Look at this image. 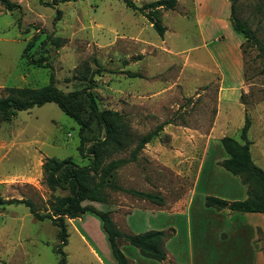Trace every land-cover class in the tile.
<instances>
[{"label": "rangeland", "instance_id": "1", "mask_svg": "<svg viewBox=\"0 0 264 264\" xmlns=\"http://www.w3.org/2000/svg\"><path fill=\"white\" fill-rule=\"evenodd\" d=\"M13 1L21 8L10 10L0 2V96L10 86L45 85L51 75L64 92L92 90L101 109L124 115L131 133L132 144L106 161L129 158L143 135L165 123L115 177L123 187L160 194L164 204L112 188L107 202L84 203L111 210L123 232L173 226L166 248L179 264H242L243 257L232 250L240 242L233 240L227 248L218 234L232 229L230 222L244 219L246 212L229 210L230 216L204 203L207 195L229 201L248 197L249 186L221 165L228 155L220 143L225 135L240 139L246 112L252 120L249 138L256 143L251 144L252 156L264 169V0H235L236 16L253 31L249 39L233 28V0L229 8L223 0H207L204 7L196 0H178L175 8L158 15L146 9L166 27L163 36L147 14L123 0ZM134 1L141 6L153 0ZM223 9L229 11L234 36L241 38V69L231 51L232 38L218 22ZM47 34L64 38V44L43 43ZM27 54L46 60L38 65ZM79 130L55 102L19 110L10 119L0 116V264H58L57 226L49 218H37L24 202L8 201L30 200L47 213L53 196L68 191L49 188L44 160L70 156L79 165L89 164L93 155L88 149L104 137L93 122L85 134L84 156ZM189 204H202L204 211H180ZM66 220V264H117L95 215L86 212ZM254 242L264 264V229L258 227ZM121 243L131 264H160L124 239Z\"/></svg>", "mask_w": 264, "mask_h": 264}, {"label": "trees", "instance_id": "2", "mask_svg": "<svg viewBox=\"0 0 264 264\" xmlns=\"http://www.w3.org/2000/svg\"><path fill=\"white\" fill-rule=\"evenodd\" d=\"M123 1L127 6L147 14L154 22L160 36L164 35L166 27L161 24L158 18L149 15L145 10L149 9L154 15H158L161 9L175 8L178 2V0H153L140 6L134 0ZM0 2L10 10L21 8L20 3L13 0H0ZM59 13L58 10L56 18ZM231 22L234 30L245 38H254L252 29L245 21L236 16L235 0L231 4ZM47 41L62 45L65 39L47 34L43 43ZM29 46H26L25 51ZM26 56L31 62L38 65L43 64L46 60L45 56H41L39 59H33L28 54ZM47 102H55L61 110L80 125L79 151L82 155L87 154L85 152L87 141L85 134L87 130L91 129L93 122L104 131V137L96 138V141L88 149L87 152L93 155L89 164L79 165L70 156L65 158L50 156L44 160L42 170L49 188L52 190L62 188L68 191L64 195L53 196L47 213H40L30 200L12 199L8 202H24L37 218H49L57 226L60 243L56 246L55 251L60 254L58 264H66L67 256L63 250L68 242L66 219L80 217L86 212L95 215L100 220L101 229L106 235L117 264H131L129 257L121 248L122 239L136 247L145 258L164 261L167 258L165 243L172 236V232L159 229H150L140 233L123 232L113 219L111 210H101L92 204L84 203V201L107 202V189L112 188L164 204V198L160 194L123 187L115 181V177L117 169L129 161L135 160L138 151L142 150L153 137L160 133L165 123L159 124L155 129L143 135L129 158H111L106 161L114 153L127 149L132 144L128 122L124 115L117 110L101 109L92 90L64 92L56 85L53 75H51L49 83L39 87H8L7 94L0 96V116L10 119L19 110H28ZM251 124V117L246 112L240 139L229 135L220 139V143L228 155L221 161V165L234 175L240 176L242 182L249 186L248 197L229 201L219 196L207 195L205 197L206 206L215 207L218 210L229 208L237 212L264 213V169L254 161L252 156V141L249 138ZM1 203L5 204L3 201Z\"/></svg>", "mask_w": 264, "mask_h": 264}, {"label": "crops", "instance_id": "3", "mask_svg": "<svg viewBox=\"0 0 264 264\" xmlns=\"http://www.w3.org/2000/svg\"><path fill=\"white\" fill-rule=\"evenodd\" d=\"M206 2H207V0H196V3L198 4L199 7H201L202 4L204 7V5H206ZM223 7L229 8L230 7V0H223ZM227 15L229 16V11L226 12V10L223 9L219 13L218 22L222 23V25L225 27V29L228 30V33L232 38L231 51L234 55L235 63L241 69V63H240L241 61L239 59V55H238L239 53L237 51V49L239 48V46L241 44V38L234 36V32L232 31L233 29L231 30V28H230L231 24H230L229 20L227 19V17H228ZM207 44H208V42L206 40H202L201 47L204 48L206 50V52L209 53V55L211 56L212 52L208 48ZM241 83H242V81H241ZM223 89H224V87L221 84V78H220V86H219L220 98H222ZM252 143H253V145L256 146L255 142H252ZM259 154H260V156L263 155V153H259ZM237 199H239V198H237ZM242 199H244V198H242ZM204 205L206 206L205 203H204ZM206 207H208V206H206ZM193 208H196V209L199 208V210L204 211V209L202 208V204H199L197 206L194 204H189L184 209H181L180 211L181 212H184L187 210L190 211ZM160 210L165 211V209H160ZM224 210H227V212H229L230 213L229 215L231 216V211H229L230 210L229 208H224ZM166 211H170V210H166ZM174 211L176 213L180 212L177 210H174ZM218 211L222 212L221 210H218ZM221 214L222 213H219V215H221ZM241 216H243L247 219H245V218L240 219V220L238 219V221L230 222V225H232V229L220 230L218 237L222 241H224L223 243L226 247L228 246L227 248H232L229 246L233 242V240H234V242L236 241V243L238 241L240 242V245L236 246L232 250H235V254H237V255L239 254V257H243L242 264H261V261H260L261 259L258 255L257 251H256L257 248H256L254 240L256 239V236H257L258 227H260L261 229H264V214L262 212H246V213H244V215H241ZM198 226L201 227V225H199V224H198ZM159 230L170 231V232H172V235L175 232V228L173 226H171L169 228H165V229H159ZM97 231L101 236H103V234L100 233L99 229ZM129 232H131V231H129ZM203 232L204 231H202V236L204 235ZM170 238L165 243L167 258L164 261L155 260V261L160 262V264H165V262H168L169 260H172L176 264H179L178 261L176 260V258L171 253H169V251L166 248V245H167L168 241L170 240ZM229 239H232V240H229ZM138 252H139V250H138ZM107 253L109 254L108 250H107Z\"/></svg>", "mask_w": 264, "mask_h": 264}]
</instances>
